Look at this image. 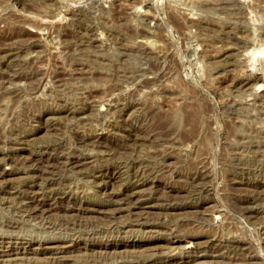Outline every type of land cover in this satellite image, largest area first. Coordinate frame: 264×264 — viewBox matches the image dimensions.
<instances>
[{
	"label": "rangeland",
	"instance_id": "1",
	"mask_svg": "<svg viewBox=\"0 0 264 264\" xmlns=\"http://www.w3.org/2000/svg\"><path fill=\"white\" fill-rule=\"evenodd\" d=\"M0 264H264V0H0Z\"/></svg>",
	"mask_w": 264,
	"mask_h": 264
},
{
	"label": "bare ground",
	"instance_id": "2",
	"mask_svg": "<svg viewBox=\"0 0 264 264\" xmlns=\"http://www.w3.org/2000/svg\"><path fill=\"white\" fill-rule=\"evenodd\" d=\"M139 250V249H138Z\"/></svg>",
	"mask_w": 264,
	"mask_h": 264
}]
</instances>
